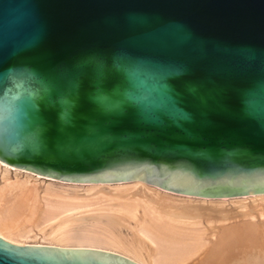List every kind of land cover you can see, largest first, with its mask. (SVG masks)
<instances>
[{
  "label": "water",
  "instance_id": "obj_1",
  "mask_svg": "<svg viewBox=\"0 0 264 264\" xmlns=\"http://www.w3.org/2000/svg\"><path fill=\"white\" fill-rule=\"evenodd\" d=\"M0 162L264 194V0H0ZM0 264L133 263L0 239Z\"/></svg>",
  "mask_w": 264,
  "mask_h": 264
},
{
  "label": "bare ground",
  "instance_id": "obj_2",
  "mask_svg": "<svg viewBox=\"0 0 264 264\" xmlns=\"http://www.w3.org/2000/svg\"><path fill=\"white\" fill-rule=\"evenodd\" d=\"M249 196L194 198L137 180L67 183L0 162V239L133 264H264V194Z\"/></svg>",
  "mask_w": 264,
  "mask_h": 264
},
{
  "label": "rangeland",
  "instance_id": "obj_3",
  "mask_svg": "<svg viewBox=\"0 0 264 264\" xmlns=\"http://www.w3.org/2000/svg\"><path fill=\"white\" fill-rule=\"evenodd\" d=\"M13 176H14V175H13V172H11V173H10V177L13 178ZM22 176H23L22 174H18V177H22ZM250 196H251V195H250ZM250 196H249V197H250ZM194 198H195V197H194ZM196 198H199V197H196ZM225 199H229V198H225ZM251 205H252V204H249V207H248L250 210H251V208H253ZM230 208L232 209L231 212L233 213V212H234V211H233V210H234L233 207H230ZM249 209H248V210H249ZM236 212H238V210H237Z\"/></svg>",
  "mask_w": 264,
  "mask_h": 264
}]
</instances>
